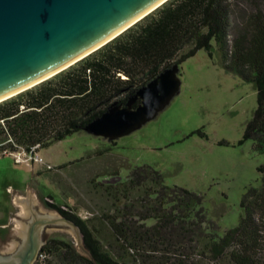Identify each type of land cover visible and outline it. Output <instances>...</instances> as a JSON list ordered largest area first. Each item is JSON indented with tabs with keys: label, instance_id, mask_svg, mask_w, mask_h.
Segmentation results:
<instances>
[{
	"label": "trees",
	"instance_id": "obj_1",
	"mask_svg": "<svg viewBox=\"0 0 264 264\" xmlns=\"http://www.w3.org/2000/svg\"><path fill=\"white\" fill-rule=\"evenodd\" d=\"M201 48L211 56L217 48L221 64L256 87L258 105L240 142L251 139L264 153V0H166L67 68L0 101V157L37 151L84 130L114 102L126 104ZM259 171L261 185L244 195L239 223L222 234L207 218L201 194L167 185L149 165L124 181L123 194L142 189L137 199L103 213L106 236L87 219L49 203L80 226L90 255L52 237L42 247L48 258L39 264H53V254L59 264H264V163Z\"/></svg>",
	"mask_w": 264,
	"mask_h": 264
},
{
	"label": "rangeland",
	"instance_id": "obj_2",
	"mask_svg": "<svg viewBox=\"0 0 264 264\" xmlns=\"http://www.w3.org/2000/svg\"><path fill=\"white\" fill-rule=\"evenodd\" d=\"M214 51L211 56L201 48L183 61L177 74L181 80L178 92L154 118L130 134L109 140L82 130L37 150L35 154L43 161L17 162L13 155L1 156L0 225L7 208L25 212L23 204L15 208L12 197L13 191L23 189L22 198L33 191L42 206L56 211L49 203L61 206L87 219L106 236L109 231L103 213L114 211L117 203L137 199L141 188L132 194L122 190L131 172L143 165L162 172L167 185H181L201 194L204 212L219 226V233L237 225L244 212V195L262 182L259 166L264 163V153L255 149L251 139L240 142L258 105L257 89L226 69L217 48ZM110 184L113 186L108 187ZM116 197L122 200L117 202ZM4 231L0 228V234L5 235ZM50 234L86 254L72 232L53 229ZM80 236L86 249L83 234ZM7 241H2L1 250L10 247ZM51 259L59 264L55 254Z\"/></svg>",
	"mask_w": 264,
	"mask_h": 264
},
{
	"label": "water",
	"instance_id": "obj_3",
	"mask_svg": "<svg viewBox=\"0 0 264 264\" xmlns=\"http://www.w3.org/2000/svg\"><path fill=\"white\" fill-rule=\"evenodd\" d=\"M165 1L0 0V101L67 68ZM179 70V65L166 68L126 104L114 102L84 130L113 140L142 127L180 89ZM16 201L25 208V215L19 217L22 239L12 238L13 249L0 251V264H33V250L41 243L44 229L72 232L79 248L90 255L74 220L42 206L30 190L27 198L16 196Z\"/></svg>",
	"mask_w": 264,
	"mask_h": 264
},
{
	"label": "crops",
	"instance_id": "obj_4",
	"mask_svg": "<svg viewBox=\"0 0 264 264\" xmlns=\"http://www.w3.org/2000/svg\"><path fill=\"white\" fill-rule=\"evenodd\" d=\"M23 193H24L23 189L22 190L18 189V190L13 191L12 197L13 196L15 197V200L13 201L15 203V208H16L17 205H19V204L21 205V203H17L16 196L22 198L21 195ZM22 215H25V212H22V214H19L18 212H16L15 209H11L10 210V209L7 208V216L5 217L4 221L2 222V225H0V228L2 230H7V229H11V228L15 229L16 234L19 235L21 233L22 223L18 222V220L15 217H20ZM8 245L10 247L7 248V250H1V247L4 248V245L0 246V251L6 252V251L12 250L13 247H14V240L11 239V241H10V243H8Z\"/></svg>",
	"mask_w": 264,
	"mask_h": 264
},
{
	"label": "flooded vegetation",
	"instance_id": "obj_5",
	"mask_svg": "<svg viewBox=\"0 0 264 264\" xmlns=\"http://www.w3.org/2000/svg\"><path fill=\"white\" fill-rule=\"evenodd\" d=\"M63 215H65L64 213H62ZM66 216V215H65ZM68 217V216H67ZM71 219V218H70ZM73 220V219H72ZM3 233H5V235H2L0 234V246L3 245L2 244V241H8L7 242H10L12 238L14 237H17L19 238L20 240L22 239V237H20L19 235L16 234L15 232V229H7L5 230ZM51 234L49 232L48 229H44L41 233V238H42V241L41 243L38 245V248L36 251L33 250L34 252V257H33V264H35V262L38 260V255L40 253V251L42 250V247L43 245L47 242L48 239H50L51 237H49ZM20 247V246H19ZM8 254V253H7ZM6 255V254H5Z\"/></svg>",
	"mask_w": 264,
	"mask_h": 264
},
{
	"label": "built area",
	"instance_id": "obj_6",
	"mask_svg": "<svg viewBox=\"0 0 264 264\" xmlns=\"http://www.w3.org/2000/svg\"><path fill=\"white\" fill-rule=\"evenodd\" d=\"M36 151H27L25 149H21L19 151L11 152L10 154L15 156L17 162L27 161V160H39L43 161V158L40 155L35 154ZM48 167H52L50 164ZM48 258V254L45 250H41L38 255L39 262H46Z\"/></svg>",
	"mask_w": 264,
	"mask_h": 264
}]
</instances>
